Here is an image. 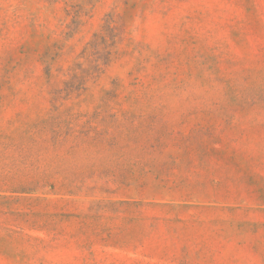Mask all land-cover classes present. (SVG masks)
Returning <instances> with one entry per match:
<instances>
[{
  "label": "rangeland",
  "instance_id": "obj_1",
  "mask_svg": "<svg viewBox=\"0 0 264 264\" xmlns=\"http://www.w3.org/2000/svg\"><path fill=\"white\" fill-rule=\"evenodd\" d=\"M0 264H264V0H0Z\"/></svg>",
  "mask_w": 264,
  "mask_h": 264
}]
</instances>
